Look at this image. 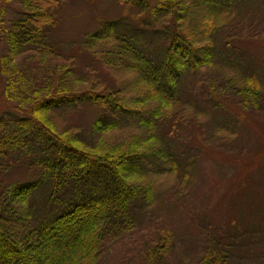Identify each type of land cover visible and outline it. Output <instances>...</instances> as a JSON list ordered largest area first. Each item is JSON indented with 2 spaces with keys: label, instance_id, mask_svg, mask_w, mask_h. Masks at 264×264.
<instances>
[{
  "label": "trees",
  "instance_id": "16d2710c",
  "mask_svg": "<svg viewBox=\"0 0 264 264\" xmlns=\"http://www.w3.org/2000/svg\"><path fill=\"white\" fill-rule=\"evenodd\" d=\"M115 1L134 8L146 28L145 13L172 15L174 24L153 34L129 16L102 21L84 43L96 73H108L101 91L80 86L85 74L47 40L63 0H0V97L7 109L0 115V264H101L106 249L135 230L154 202L150 182L157 163L169 158L165 164L174 172L183 166L182 153L179 159L169 149L181 136L184 107L196 101V74L203 66H221L213 62L218 34L249 0ZM256 64L231 82L243 107L261 110L264 86ZM108 77L119 84L117 91ZM188 77L194 84L183 88ZM186 89L189 97L183 96ZM85 104L103 109L96 131L132 127L139 135L103 151L89 148L81 133H59L54 113ZM24 161L41 169L40 175L8 182L7 174ZM133 176L140 178L130 185ZM144 238L148 264L161 263L172 248L171 233L156 228L141 235L139 245ZM200 264H227V257L207 253Z\"/></svg>",
  "mask_w": 264,
  "mask_h": 264
},
{
  "label": "rangeland",
  "instance_id": "374dc122",
  "mask_svg": "<svg viewBox=\"0 0 264 264\" xmlns=\"http://www.w3.org/2000/svg\"><path fill=\"white\" fill-rule=\"evenodd\" d=\"M63 1L56 25L47 31V40L64 61L76 63L80 76L85 74L84 81L79 80L80 86L97 85L96 89L103 91L100 80L108 73L102 68L96 73L93 58L84 48L86 39L102 21L129 16L142 24L140 18L134 8L115 0ZM240 9L218 34L219 54L213 62H222L221 66L214 63L200 68L196 74V101L184 107L181 136L169 149H174L177 156L182 153L183 166L174 172L169 170L172 164H165L169 158L157 163L161 168L150 182L156 193L153 204L141 212L144 217L133 232L124 235L114 249H106L101 264H148L149 244L144 238L139 245L138 240L156 228L171 233L172 248L161 263L155 259L153 264H200L207 253L227 257V264H264V107H243L234 96L232 84L238 79L234 78L237 72L257 63L255 72L264 86V0H249ZM143 18L147 28L140 26L153 34L174 24L172 15L156 18L145 13ZM160 43L157 36L156 44ZM3 51L0 42V54ZM127 79L131 83L135 76L127 75ZM194 81L188 77L183 88H191ZM107 84L115 91L119 88L109 77ZM1 85L0 78V92ZM189 92L186 89L183 96L189 97ZM2 101L0 97V115L7 110ZM102 111L94 104L63 107L54 113L53 122L59 133H81L89 148L98 145L103 151L122 148L139 135L140 129L132 127L96 131L95 121ZM30 165L24 161L14 168L7 174L8 182L37 178L41 169ZM139 178L133 176L127 181L131 185ZM39 201L38 197L36 205ZM139 204L132 206L139 208Z\"/></svg>",
  "mask_w": 264,
  "mask_h": 264
}]
</instances>
